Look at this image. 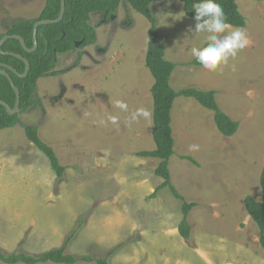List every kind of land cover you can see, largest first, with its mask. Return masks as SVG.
<instances>
[{"label":"rangeland","instance_id":"1","mask_svg":"<svg viewBox=\"0 0 264 264\" xmlns=\"http://www.w3.org/2000/svg\"><path fill=\"white\" fill-rule=\"evenodd\" d=\"M45 1L0 0V35L19 20H35ZM235 3L248 44L211 72L192 65L190 49L201 46L203 34L191 37L194 22L180 2L149 6L164 59L175 64L170 87L216 91L220 110L238 123L226 137L195 100L173 102L168 170L172 187L191 204L188 238L178 231L181 201L168 188L151 197L163 182L154 174L159 161L137 155L154 149L152 116L128 123L137 108L152 113L153 78L144 63L150 23L123 1L103 26L90 17L99 27L94 46L57 55L36 83L33 106L0 131L1 255L64 248L108 264H264L258 229L244 209L246 197L260 201L264 169V1ZM116 99L127 102V112L112 106ZM108 115H117L118 125L96 122ZM27 126L53 149L60 178L26 139Z\"/></svg>","mask_w":264,"mask_h":264},{"label":"trees","instance_id":"2","mask_svg":"<svg viewBox=\"0 0 264 264\" xmlns=\"http://www.w3.org/2000/svg\"><path fill=\"white\" fill-rule=\"evenodd\" d=\"M124 1L137 14L143 16L150 23L147 36V48L145 54V66L148 69L153 84L150 88L152 98V130L151 137L154 149L138 153L140 158H151L159 161L154 174L163 182L159 185L151 197L163 189L168 188L172 195L182 203V221L178 231L182 238L187 239L189 225L187 215L191 204L186 203L175 191L170 183L168 164L174 151V139L171 128V109L175 99L179 97L191 98L201 107L210 110L216 129L224 136L230 137L235 134L238 123L226 116L215 102L214 90H198L194 87L174 91L170 87V77L175 64L164 59V48L155 28V20L151 16L149 6L152 0H65L63 19L56 24L40 26L37 28V47L31 52H25L20 43L14 39L6 40L0 47V63L12 67L17 75L7 71L14 86L19 91V112L31 108L35 101L36 83L45 77L55 67L56 55H63L73 50L74 43L83 40L82 46L94 43L93 29L87 25L88 15L92 13L113 14L119 4ZM182 6L183 14L193 20L192 4L194 0H178ZM261 2L264 0H254ZM223 8L228 23L233 27L244 28L245 20L239 13L235 0H216ZM60 0H46L45 5L35 20H19L0 35L19 36L27 48L32 46V28L38 21L55 20L59 16ZM63 36V37H62ZM2 53H11L24 57L29 63V71L25 78L18 75L24 71V64L13 56H4ZM192 65H199L196 61ZM15 94L8 80L0 75V101L13 109ZM18 114L10 116L0 106V131L13 128L19 124ZM26 139L42 153L48 160L51 170L60 178L64 172L59 165L58 159L51 147L42 142L35 126L24 128ZM192 162L190 158H182ZM261 199L256 202L250 197L244 199V209L250 220L258 229L259 244L264 249V169L259 178ZM94 262L95 264H108L106 259L94 260L90 257L75 258L65 253V249L50 250L38 256H30L22 253L1 255L0 262L4 264H75L77 262Z\"/></svg>","mask_w":264,"mask_h":264},{"label":"clouds","instance_id":"3","mask_svg":"<svg viewBox=\"0 0 264 264\" xmlns=\"http://www.w3.org/2000/svg\"><path fill=\"white\" fill-rule=\"evenodd\" d=\"M192 12L194 13V25L190 26L187 31L191 33V37L203 34V40L201 46L191 47L190 55L204 70L216 71L219 67L228 65L230 59H234L238 52L247 46L248 37L246 32L228 23L223 8L216 0H194ZM112 106L122 112L128 111L127 102L121 99L112 101ZM151 116L152 113L149 109L137 108L131 113L128 123L131 125L132 122L141 117L151 121ZM96 122L100 126H106L107 124L115 126L119 123V117L108 115L106 119L100 118ZM191 147L195 149L197 146L193 145Z\"/></svg>","mask_w":264,"mask_h":264},{"label":"water","instance_id":"4","mask_svg":"<svg viewBox=\"0 0 264 264\" xmlns=\"http://www.w3.org/2000/svg\"><path fill=\"white\" fill-rule=\"evenodd\" d=\"M64 9H65V0H60V11H59V16L55 19V20H45V21H40V22H36L33 26V49L36 48V29L38 26H41V25H52V24H56V23H59L62 19H63V15H64ZM15 39L17 40L19 43H20V46L26 51V52H29L30 50H26L25 49V44H24V41L19 37V36H3L0 40V46L8 39ZM3 55H12L14 56L16 59L20 60L23 64H24V71H23V74L21 75H18L19 78H24L27 76L28 74V71H29V63L27 60H25L24 58H22L20 55H13V54H10V53H2ZM11 72L13 74H15V70H13L11 67H8L7 65H4V64H1L0 63V75L5 77L14 94H15V103H14V107L13 109H11L6 103H4L3 101H0V106H2L6 113L10 116H13V115H16L18 113V110H19V91L18 89L14 86L11 78H10V75L8 74V72Z\"/></svg>","mask_w":264,"mask_h":264},{"label":"flooded vegetation","instance_id":"5","mask_svg":"<svg viewBox=\"0 0 264 264\" xmlns=\"http://www.w3.org/2000/svg\"><path fill=\"white\" fill-rule=\"evenodd\" d=\"M123 2V1H122ZM126 3V2H125ZM121 4V3H120ZM120 4H119V6H118V8L120 7ZM118 8L114 11V13L118 10ZM41 13V12H40ZM114 13L113 14H107V13H104V14H102V13H92V14H90V15H88V20H87V25L90 27V28H92L93 29V34H94V36H95V41H94V43L93 44H91V45H88V46H82V44H83V40H81V41H78V42H75L74 43V48H73V50H75V49H77L78 47H80V48H86V47H90V46H94V44H95V42H96V35H95V30L96 29H98L100 26H103V25H105V20H108V21H111V20H114L115 18H114ZM40 15V14H39ZM92 15H97L99 18H100V24H98V26H92L91 24H90V17L92 16ZM39 17V16H38ZM38 17L36 18V19H38ZM38 22H40V21H38ZM107 22V21H106ZM127 22L128 21H126V24H127ZM34 26V25H33ZM41 26H45V25H41ZM38 27H40V26H38ZM37 27V28H38ZM63 37V36H62ZM36 38H37V30H36ZM17 41V40H16ZM32 41H33V28H32ZM25 47V49L26 50H30L29 52H27V53H31V52H33L36 48H34L33 49V42H32V46L30 47V48H27L26 46H24ZM22 48V47H21ZM23 49V48H22ZM24 50V49H23ZM72 50V51H73ZM25 51V50H24ZM72 51H70V52H72ZM26 52V51H25ZM70 52H68V53H70ZM11 54V53H10ZM67 54V53H66ZM104 54H105V51H104ZM4 56H7V55H4ZM22 57V56H21ZM56 57H57V55H56ZM15 58V57H14ZM22 58H24V57H22ZM16 59V58H15ZM25 59V58H24ZM16 60H18V59H16ZM26 60V59H25ZM2 64V63H1ZM5 65V64H4ZM8 66V65H7ZM8 67H10V66H8ZM12 68V67H11ZM13 69V68H12ZM14 70V69H13ZM7 71V70H6ZM13 74V73H12ZM15 75H17V73H15ZM22 79V78H21ZM14 107V106H13ZM18 112H19V110H18ZM18 114V113H17Z\"/></svg>","mask_w":264,"mask_h":264}]
</instances>
